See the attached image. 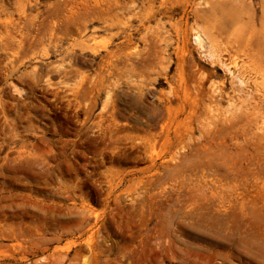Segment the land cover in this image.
<instances>
[{
	"label": "rangeland",
	"instance_id": "374dc122",
	"mask_svg": "<svg viewBox=\"0 0 264 264\" xmlns=\"http://www.w3.org/2000/svg\"><path fill=\"white\" fill-rule=\"evenodd\" d=\"M0 264H264V0H0Z\"/></svg>",
	"mask_w": 264,
	"mask_h": 264
}]
</instances>
